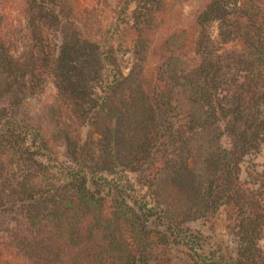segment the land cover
<instances>
[{
  "label": "rangeland",
  "instance_id": "374dc122",
  "mask_svg": "<svg viewBox=\"0 0 264 264\" xmlns=\"http://www.w3.org/2000/svg\"><path fill=\"white\" fill-rule=\"evenodd\" d=\"M215 1L222 18L201 28ZM0 32L19 67L0 78V264H37L28 245L79 182L105 206L112 264L129 244L128 264H264L263 87L241 138L185 75L200 32L222 54L260 46L264 0H0ZM66 222L60 249L81 261L101 229Z\"/></svg>",
  "mask_w": 264,
  "mask_h": 264
},
{
  "label": "trees",
  "instance_id": "16d2710c",
  "mask_svg": "<svg viewBox=\"0 0 264 264\" xmlns=\"http://www.w3.org/2000/svg\"><path fill=\"white\" fill-rule=\"evenodd\" d=\"M218 3V1L211 3L209 7L200 14L203 20H198V24L201 28L204 27L205 21H208L209 19L210 21H216L217 19L222 18L220 9L221 5ZM202 34L203 33L201 32L199 33L195 45L198 61H194L195 64L193 65V68L189 70V72L187 71L185 75L191 78H202L205 81L208 91L204 94L203 101L212 111L214 109L218 111L221 120L226 121L230 125L229 131L232 134L238 121L245 119L246 122L249 116L251 117L250 110L256 96L255 91L252 90L253 81H258L259 85H262L263 87L257 98L258 101H262V104L264 105V71H252V63L254 59L260 63H264V54L261 56H258L259 54H257L259 51L264 52V38L262 37V39H260V46H258V44L254 46L249 39L250 37L247 38V46L248 48L251 47L249 52L239 53L228 51L225 52V54H222L219 53L218 44L220 41L222 42L225 40L223 38L217 40L211 39L210 37L202 38ZM2 35V32H0V78L7 75L9 78H12L13 81H17L15 73H17L19 67H17L18 64L8 52L5 44H3ZM60 49L66 51V46L61 44ZM76 52H79V50L77 49ZM12 74H15V76ZM241 78H243L242 81H240ZM263 124L264 121L262 119V121L258 123V126H262ZM243 133L244 132L242 131V134ZM233 134L239 136V134H236L235 132ZM239 137L242 138L243 136L240 135ZM249 146H252V144H249ZM230 155L229 159L224 160V166L230 167L235 164V159H237L236 155H232V153ZM77 186L78 188L75 192H72L73 194H71L70 197H60L58 198L59 200L54 203V206L55 208H58V211L55 210L53 213V226L47 228L48 233L41 235L37 230L38 234L41 235L40 238L37 239L35 237V240H33L30 245L27 244L29 247L28 259H31V261L33 260V263L112 264L109 262L106 255L108 251L116 249L113 247L115 246L112 244L113 241L104 234L106 229L111 225L107 216L108 214L104 213L105 206L89 192L84 182H79ZM67 212L69 214L70 212H75L76 217L68 218L69 215ZM126 212L127 211L115 212L110 219L117 224H126V222H128V218H126L128 215L126 216ZM77 213H80V215H77ZM67 219H71L72 221L70 228L77 225H83L85 229H88L90 225H92V222H96L97 227L101 229V233L98 235H90L91 240L88 238L84 239L85 244L81 247V251L85 254L86 258L81 261L74 259V253H77V251H74L76 246L71 249L67 248L64 256L60 249L59 240L62 238L60 237V234L62 233L60 228L61 226L62 228L69 227L66 222ZM32 220L35 224H42L43 221L38 220V218ZM135 225L136 224L133 222V229L135 228ZM43 228L46 227L43 226ZM41 233L43 232L41 231ZM80 242L82 243V240ZM73 243L79 242L75 241ZM79 245L81 244H78V246ZM130 245L131 244L127 247L129 256L127 257L126 264L131 261V258L136 257V252L133 253ZM143 253L146 254L147 251H144Z\"/></svg>",
  "mask_w": 264,
  "mask_h": 264
}]
</instances>
